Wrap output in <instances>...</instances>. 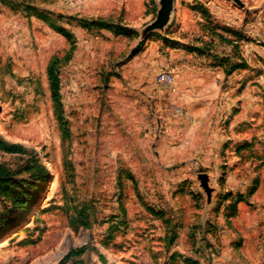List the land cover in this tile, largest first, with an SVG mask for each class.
I'll return each instance as SVG.
<instances>
[{
  "label": "rangeland",
  "instance_id": "374dc122",
  "mask_svg": "<svg viewBox=\"0 0 264 264\" xmlns=\"http://www.w3.org/2000/svg\"><path fill=\"white\" fill-rule=\"evenodd\" d=\"M242 2L174 0L141 38L157 0H0V137L26 150L0 166L37 196L0 198V264H264V0Z\"/></svg>",
  "mask_w": 264,
  "mask_h": 264
},
{
  "label": "trees",
  "instance_id": "16d2710c",
  "mask_svg": "<svg viewBox=\"0 0 264 264\" xmlns=\"http://www.w3.org/2000/svg\"><path fill=\"white\" fill-rule=\"evenodd\" d=\"M84 27L96 28V29H108V30L115 31L116 34L128 35L125 32V30L121 28L119 25L112 24L110 22H107L101 19L93 20L90 22H85ZM58 32L61 33L64 37H66L68 41H71L73 43V37L69 32L61 28H58ZM59 61L60 60L57 58L52 59L47 67V75H48V81H49V88L51 91V97H52L53 102L56 105L58 114H60V111H61L60 81H59L58 72L56 68ZM246 66L247 65L245 64V62H242V64L238 66H234L233 69H239L242 67L245 68ZM59 118H60V115H59ZM0 151L8 153V154H16V153H24L26 150L19 144L7 142L2 137H0ZM38 167L43 173H45V171L43 170L41 166H38ZM43 179H44V182H47L48 180L47 173L44 174ZM17 186H18V183L13 180V178L11 177L10 171L6 169L4 166H0V198H7L11 196V194H14L13 204L14 205L20 204L21 211L25 213V211L28 210L33 204V202L36 200L37 196L33 195L29 198V200H26L24 199L25 194L21 192H14L15 187ZM242 199H243L242 196H238L236 203L241 202ZM235 204L232 206L233 210H235L236 208ZM149 211L157 217L163 216L162 212H155L152 209H149ZM18 221H19V218L0 219V237L6 230L13 227ZM81 252H82L81 249L76 252L74 250H71L68 253L66 258H68L72 254L78 255ZM186 261L189 262V264H194L193 262H190V260H186ZM59 264H62V262H60Z\"/></svg>",
  "mask_w": 264,
  "mask_h": 264
},
{
  "label": "water",
  "instance_id": "95a60500",
  "mask_svg": "<svg viewBox=\"0 0 264 264\" xmlns=\"http://www.w3.org/2000/svg\"><path fill=\"white\" fill-rule=\"evenodd\" d=\"M239 8H244L242 0H231ZM158 10L156 12L155 19L144 27L141 31V38L147 36L150 32L158 31L164 32L170 25L172 20V14L174 10V0H157ZM201 186L207 194L208 199L211 197L212 188L209 186V178L206 174H199Z\"/></svg>",
  "mask_w": 264,
  "mask_h": 264
},
{
  "label": "built area",
  "instance_id": "2783aa9c",
  "mask_svg": "<svg viewBox=\"0 0 264 264\" xmlns=\"http://www.w3.org/2000/svg\"><path fill=\"white\" fill-rule=\"evenodd\" d=\"M157 82L161 85L171 86L174 83V77L171 73L163 71L158 74Z\"/></svg>",
  "mask_w": 264,
  "mask_h": 264
}]
</instances>
